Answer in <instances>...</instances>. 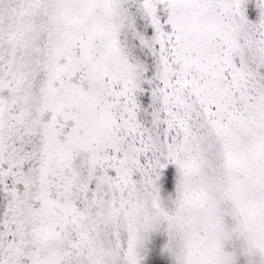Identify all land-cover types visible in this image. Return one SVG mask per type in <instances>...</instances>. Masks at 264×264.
Listing matches in <instances>:
<instances>
[{
  "label": "snow or ice",
  "instance_id": "snow-or-ice-1",
  "mask_svg": "<svg viewBox=\"0 0 264 264\" xmlns=\"http://www.w3.org/2000/svg\"><path fill=\"white\" fill-rule=\"evenodd\" d=\"M0 264H264V0H0Z\"/></svg>",
  "mask_w": 264,
  "mask_h": 264
}]
</instances>
